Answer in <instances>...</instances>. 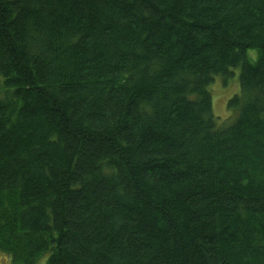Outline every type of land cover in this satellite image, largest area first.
Listing matches in <instances>:
<instances>
[{"label":"trees","instance_id":"obj_1","mask_svg":"<svg viewBox=\"0 0 264 264\" xmlns=\"http://www.w3.org/2000/svg\"><path fill=\"white\" fill-rule=\"evenodd\" d=\"M0 252L264 264V0H0Z\"/></svg>","mask_w":264,"mask_h":264},{"label":"rangeland","instance_id":"obj_2","mask_svg":"<svg viewBox=\"0 0 264 264\" xmlns=\"http://www.w3.org/2000/svg\"><path fill=\"white\" fill-rule=\"evenodd\" d=\"M251 57L256 60L257 53L251 52ZM232 74L234 75L228 80V83L222 77L217 78L216 82L211 85L210 90L213 96V110L214 114L221 123H224L231 116L228 110L229 100L240 92V69H233ZM49 255H45L37 264H46ZM0 264H14L4 252H0Z\"/></svg>","mask_w":264,"mask_h":264}]
</instances>
